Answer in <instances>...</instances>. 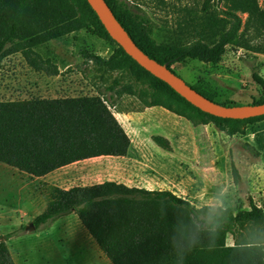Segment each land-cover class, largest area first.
Listing matches in <instances>:
<instances>
[{
    "label": "trees",
    "instance_id": "1",
    "mask_svg": "<svg viewBox=\"0 0 264 264\" xmlns=\"http://www.w3.org/2000/svg\"><path fill=\"white\" fill-rule=\"evenodd\" d=\"M105 1L134 44L159 63H169L171 69L173 64L188 59L218 64L228 46L242 45L244 22L238 11L248 14L246 26H264V11L258 0H205V13L215 1L228 2L232 7L222 10L221 21L209 17L199 38L182 45H168L153 37L155 23L140 3ZM82 30L118 46L109 58L92 56L100 67H114L123 57L126 67L134 73L149 74L110 37L88 0H0V71L4 59L21 53L34 69L52 76L55 70L34 49ZM208 30L209 37L205 34ZM253 78L264 86L257 73H253ZM154 79L170 99L181 105L180 110L161 100L149 104L143 98L144 90L133 85L120 86L117 79L103 91L98 89L95 96L0 101V163L31 177H43L79 161L126 156L132 142L112 110L117 94L136 96L148 107L160 106L178 116H186L190 111L201 117L202 125L212 123L229 136L238 133L242 120L205 113L167 83ZM193 88L221 105L239 106L219 102ZM106 93L110 95L108 99L104 97ZM262 103L264 100L253 105ZM153 141L164 150L171 149L166 137L156 135ZM248 149L258 153L250 144ZM232 166L237 181L239 173ZM73 213L112 264H264V247L260 242L227 244L228 235L237 225L250 223L264 230V209L253 202L249 209L198 207L170 190L105 181L70 189L52 187L46 209L32 222L38 230ZM0 264H16L2 238Z\"/></svg>",
    "mask_w": 264,
    "mask_h": 264
},
{
    "label": "rangeland",
    "instance_id": "2",
    "mask_svg": "<svg viewBox=\"0 0 264 264\" xmlns=\"http://www.w3.org/2000/svg\"><path fill=\"white\" fill-rule=\"evenodd\" d=\"M132 1L140 3L155 23L156 41L168 45L199 38L209 17L221 21L222 10L232 7L228 2L215 1L205 13V0ZM258 4L264 11V0ZM237 13L244 22L242 45L228 46L218 64L188 59L173 64L172 69L219 102L246 106L264 100V86L253 78L257 73L264 81V26H246L248 14ZM205 34L209 37L211 32ZM117 48L111 40L88 30L36 47L34 50L55 70L52 76L34 69L21 53L13 54L4 59L0 71V101L95 96L98 89L103 91L117 79L120 86L144 90L143 98L149 104L161 100L181 109L149 71L134 73L123 57L114 67L103 68L92 59L94 55L109 58ZM109 96L106 93L104 97ZM114 100L112 110L132 142L125 157L83 160L59 173L61 181L56 183L0 163V238L6 241L16 264H112L99 246L85 238L76 222L52 227L55 221L38 230L30 226L46 209L54 186L70 189L114 180L129 186L172 190L198 207L249 209L253 202L264 209V118L242 120L238 133L229 136L212 123L200 124L201 117L190 111L178 116L160 106L148 107L142 99L128 94H117ZM156 135L167 136L171 149L159 147L153 141ZM249 144L258 153L251 152ZM232 164L239 173L237 181ZM81 171L86 173L71 179ZM250 241L264 247V230L250 223L237 225L227 238L229 245Z\"/></svg>",
    "mask_w": 264,
    "mask_h": 264
},
{
    "label": "water",
    "instance_id": "3",
    "mask_svg": "<svg viewBox=\"0 0 264 264\" xmlns=\"http://www.w3.org/2000/svg\"><path fill=\"white\" fill-rule=\"evenodd\" d=\"M110 37L140 66L167 83L180 96L201 111L222 119L246 120L264 116V103L246 106H224L205 97L176 74L169 63L161 64L142 52L131 40L128 32L117 20L105 0H88ZM30 226L35 227L32 223Z\"/></svg>",
    "mask_w": 264,
    "mask_h": 264
},
{
    "label": "crops",
    "instance_id": "4",
    "mask_svg": "<svg viewBox=\"0 0 264 264\" xmlns=\"http://www.w3.org/2000/svg\"><path fill=\"white\" fill-rule=\"evenodd\" d=\"M121 115H126V113H120ZM114 115L116 116V114L114 113ZM118 119V118H117ZM120 122V121H119ZM121 123V122H120ZM123 126V125H122ZM125 129V128H124ZM129 135V134H128ZM130 137V136H129ZM167 139H168V137L167 136H165ZM169 140V139H168ZM170 141V140H169ZM163 149V148H162ZM102 157H110V158H123V157H114V156H102ZM125 157V156H124ZM79 162H82V161H79ZM79 162H76V163H79ZM76 163H74V164H71V165H68V166H65V167H62V168H60V169H58V170H56V171H54V172H52V173H50V174H48V175H46V176H43V177H34V178H42V179H46V180H50V181H53V182H59V181H61V179H60V177H59V173H61V172H63V171H65L66 169H69L70 167H73V165H75ZM86 172L85 171H81V172H78V173H76L75 174V177H73V176H71V179L72 178H78V176H80V175H82V174H85ZM107 181H114V180H107ZM105 182V181H104ZM116 182H118V181H116ZM103 183V182H102ZM118 183H120V182H118ZM123 184H125V183H123ZM91 185V184H90ZM125 185H127V184H125ZM84 186H87V185H84ZM129 186V185H128ZM130 187H138V186H130ZM140 188H145V187H140ZM146 189H148V188H146ZM149 190H167V189H149ZM170 191H172V190H170ZM172 192H174V191H172ZM175 193V192H174ZM176 194V193H175ZM178 196H180V195H178ZM182 197V196H181ZM183 198H185V197H183ZM187 199V198H186ZM190 201V200H189ZM76 222L77 224H76V226L77 227H79V231L85 236V238L86 239H88L89 241H90V243L91 244H93L95 247H98V245L96 244V242L94 241V239L91 237V235L89 234V232H88V230L85 228H83V225L81 224V222H80V220H79V218H78V216L76 215V214H70V215H68V216H65V217H62V218H60V219H58L53 225H52V227L54 226V225H58V224H67V225H72V224H69V222ZM23 224H24V222H22ZM64 225V226H65ZM79 225V226H78ZM229 245V244H228Z\"/></svg>",
    "mask_w": 264,
    "mask_h": 264
}]
</instances>
